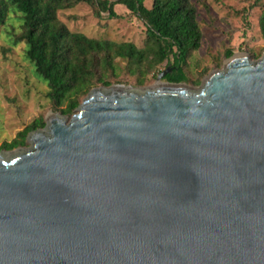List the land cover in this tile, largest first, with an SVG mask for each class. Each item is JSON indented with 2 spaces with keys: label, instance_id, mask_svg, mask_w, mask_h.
<instances>
[{
  "label": "water",
  "instance_id": "water-1",
  "mask_svg": "<svg viewBox=\"0 0 264 264\" xmlns=\"http://www.w3.org/2000/svg\"><path fill=\"white\" fill-rule=\"evenodd\" d=\"M247 54L201 86L168 67L92 87L2 150L0 264H264V54Z\"/></svg>",
  "mask_w": 264,
  "mask_h": 264
},
{
  "label": "trees",
  "instance_id": "trees-1",
  "mask_svg": "<svg viewBox=\"0 0 264 264\" xmlns=\"http://www.w3.org/2000/svg\"><path fill=\"white\" fill-rule=\"evenodd\" d=\"M78 3L90 5L98 17L106 12L109 18L118 16L114 5L123 4L144 23V46L92 38L69 30L57 12ZM11 12L21 20L22 30L14 43H24V55L36 76L47 85V97L68 117L98 82L110 84L105 80V72L114 73L116 57L126 59L129 71L138 74L140 83L146 73L165 60L170 70L164 80L187 81L183 66L189 53L198 49L201 39L196 10L190 0H152L150 7L144 5V0H0L1 24ZM258 26L264 39V1ZM226 55L231 56V52ZM44 124L42 118L34 119L2 147L23 144L30 131Z\"/></svg>",
  "mask_w": 264,
  "mask_h": 264
},
{
  "label": "rangeland",
  "instance_id": "rangeland-1",
  "mask_svg": "<svg viewBox=\"0 0 264 264\" xmlns=\"http://www.w3.org/2000/svg\"><path fill=\"white\" fill-rule=\"evenodd\" d=\"M190 1L196 10L201 39L198 49L189 53L183 66L187 76L184 83L188 87L201 86L206 74L221 70L223 61L237 53L246 52L253 61L262 57L264 39L258 19L264 0ZM151 4L152 0H144L146 7ZM114 10L118 15L116 17L109 18L106 12L98 17L90 5L78 3L74 7L59 10L57 16L71 31L92 38L132 42L137 47H143L146 40L144 23L123 4H115ZM21 31V20L13 12L3 24L0 23V152L29 146L27 136L32 131L23 144L8 149L2 147L34 119L40 117L46 124L47 114H61L47 97V85L36 76L32 64L26 59L24 43H14V38ZM229 51L231 56L227 57ZM168 61H171V57ZM166 63L165 60L154 71L146 73L140 83L138 74L129 71L126 59L116 57L114 73L105 72V80L110 84L98 82L94 88L116 84L128 87L152 86L157 81L158 73L167 68Z\"/></svg>",
  "mask_w": 264,
  "mask_h": 264
},
{
  "label": "flooded vegetation",
  "instance_id": "flooded-vegetation-1",
  "mask_svg": "<svg viewBox=\"0 0 264 264\" xmlns=\"http://www.w3.org/2000/svg\"><path fill=\"white\" fill-rule=\"evenodd\" d=\"M168 68V67H167ZM170 68V67H169Z\"/></svg>",
  "mask_w": 264,
  "mask_h": 264
},
{
  "label": "bare ground",
  "instance_id": "bare-ground-1",
  "mask_svg": "<svg viewBox=\"0 0 264 264\" xmlns=\"http://www.w3.org/2000/svg\"><path fill=\"white\" fill-rule=\"evenodd\" d=\"M162 85V84H161Z\"/></svg>",
  "mask_w": 264,
  "mask_h": 264
}]
</instances>
